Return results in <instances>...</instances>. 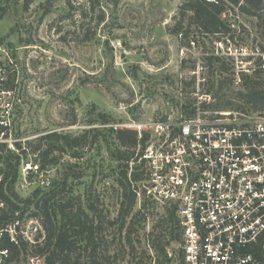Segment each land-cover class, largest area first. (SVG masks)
Here are the masks:
<instances>
[{
  "label": "rangeland",
  "instance_id": "obj_1",
  "mask_svg": "<svg viewBox=\"0 0 264 264\" xmlns=\"http://www.w3.org/2000/svg\"><path fill=\"white\" fill-rule=\"evenodd\" d=\"M70 1L71 12L68 0H0V77L16 79L15 92L1 95L0 112L12 98L5 113L11 125L8 148L13 145L19 153L16 144H21L28 152L24 159L37 163L33 149L42 145V136L104 130L109 146L103 141L101 147H87L80 159L65 155L63 162L78 165L82 179L73 184L74 194L82 199L89 194L102 214L106 236H113L122 223L110 225L121 209L122 172L128 164L130 175L136 164L135 149H121L122 159L113 152L107 129L130 128L144 136L153 122L188 118L195 94L202 95L208 88L203 84L216 80L206 65L208 57L232 66L233 59L224 53L230 41L239 48L264 47V12L259 19L246 16L224 0L231 34L202 37L192 28L185 38L168 31L178 21L183 0H114L117 5L103 1L94 8L84 0ZM204 65L207 68L194 74V66ZM60 167L46 168L50 180L57 178ZM16 190L22 197L29 193L19 183ZM138 210L136 206L126 219L123 233L137 218L136 251L132 255L124 248L121 264H179V245L170 243L166 229H161L166 214ZM157 237L166 253L157 247Z\"/></svg>",
  "mask_w": 264,
  "mask_h": 264
},
{
  "label": "built area",
  "instance_id": "obj_2",
  "mask_svg": "<svg viewBox=\"0 0 264 264\" xmlns=\"http://www.w3.org/2000/svg\"><path fill=\"white\" fill-rule=\"evenodd\" d=\"M229 43L223 55L233 59L234 85L240 87L245 75H260L264 84V47ZM11 94L0 91V99ZM195 96L192 117L149 124L145 147L139 143L135 148L139 178L129 179L137 207L175 211L184 264H264V112L218 110L211 107L212 95ZM7 107L0 112V145L9 142ZM11 150H16L13 145ZM18 183L28 197L51 180L39 163L22 160ZM4 184L0 160V186ZM18 206L14 212L0 199V264H45L33 252L45 241L42 220Z\"/></svg>",
  "mask_w": 264,
  "mask_h": 264
},
{
  "label": "trees",
  "instance_id": "obj_3",
  "mask_svg": "<svg viewBox=\"0 0 264 264\" xmlns=\"http://www.w3.org/2000/svg\"><path fill=\"white\" fill-rule=\"evenodd\" d=\"M94 8L101 2H112L114 0H84ZM238 7L239 11L246 16L260 18V13L264 12V0H230ZM117 5V1H114ZM227 3L224 0L214 2L208 0H183L180 7L179 17L176 25L168 28L173 35L190 37L192 28L202 37H216L218 35L231 34V26L224 19L227 11ZM71 12L73 5L68 0ZM105 16H100L99 22H103ZM207 67L217 75L216 80L206 81L207 89L204 94L212 95L215 103L212 108L218 110H234L240 112H264V84L260 75L243 76V83L238 90L234 88L233 67L226 63L222 58L208 57ZM206 65H204L205 68ZM196 69V66L193 67ZM213 73V74H214ZM194 81V80H193ZM16 79L8 75L0 77V91L15 92ZM207 83V84H206ZM240 88V89H239ZM12 95V94H11ZM10 95V96H11ZM218 99V102H216ZM12 98L4 104L11 106ZM194 109V108H193ZM187 113L188 117L194 115V111ZM102 123L108 124V120L100 114ZM104 130L90 129L79 135H72L65 132H53L39 138L42 145L33 149L38 153L39 163L42 171L47 167H59L57 178L51 180L48 187H36L28 197L23 198L16 191V182L19 179L20 165L27 150H23L21 144H16V151L10 150L7 144L0 145V160L3 163V171L6 175L7 184L0 186V199L9 203L13 211L18 210L22 205L30 212L39 216L42 220L45 241L42 245L33 248V252L45 258V264H121V257L124 248L128 247L130 254L135 253V240L137 218L131 222L125 234L126 219L131 215L137 206L136 195L132 184L128 178V164L122 172V179L119 182L121 187V209L110 225L115 227L117 222L122 221L121 225L115 227L117 234L106 236L108 229L104 228V220L99 209L89 194L76 197L74 194V183L82 179L78 170V165L73 162H63L65 155L73 159L83 157L87 147H101V142L109 146L108 138L103 137ZM107 132L112 135L113 152L121 154V149H135L139 143L143 148L148 140L145 134L141 140L138 138V131L130 128H108ZM8 136V135H7ZM103 137V138H102ZM91 139V140H90ZM111 149V148H109ZM134 153V152H133ZM123 155V156H122ZM125 158V157H124ZM130 158H127L129 161ZM133 180H137L139 175L136 172L130 173ZM10 180V181H9ZM21 196V197H20ZM150 204H143L138 210V214L152 210ZM161 229L171 237V242L179 243L180 234L176 230L177 217L174 210L165 213ZM165 226V227H164ZM113 229V228H111ZM109 229V230H111ZM157 229V226H156ZM154 234V232H153ZM159 240L158 248L161 253H166L164 246ZM172 260V259H171ZM179 264H184L182 256H178Z\"/></svg>",
  "mask_w": 264,
  "mask_h": 264
}]
</instances>
